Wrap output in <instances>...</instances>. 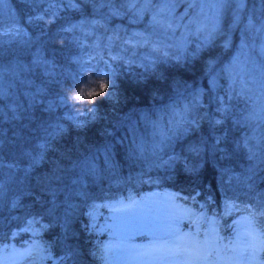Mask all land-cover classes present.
I'll return each mask as SVG.
<instances>
[{
    "label": "trees",
    "instance_id": "trees-1",
    "mask_svg": "<svg viewBox=\"0 0 264 264\" xmlns=\"http://www.w3.org/2000/svg\"><path fill=\"white\" fill-rule=\"evenodd\" d=\"M259 3L264 7V0H245L236 20L232 6L225 7L211 41L190 61L178 64L170 58L176 49L168 48L169 58L161 57L148 68L144 58H152L148 55L152 49L150 44L140 41L141 37H151L153 43L161 39L152 35V11L158 2L149 4L138 14L137 2L133 5L121 0L103 6L98 0H40L39 3L5 0L3 20L9 23L4 22V28L12 25L16 32L0 37V69H3L0 86L8 94L0 101V109L7 112L8 105L18 102L29 117L3 125L6 153L17 152L14 134L20 130L18 125H26V132L30 129L31 144L37 142L42 128L49 123L60 124L64 133L53 141L44 161L30 171L9 174L8 169L4 170L0 177V244L9 240L12 231L20 228L26 219L37 218L46 226L43 234L46 246L35 264H60L68 253L72 254L71 264H106L105 234L92 231L86 214L88 205L117 198L139 200L156 187L175 191L187 197L186 202L194 197L196 204L204 203L209 212L215 211L220 218L218 235L228 234L231 218L226 222L222 205L232 200L256 201L264 194V164L250 160L248 153L256 138L264 134V123L255 130L242 127L238 125L240 117H236V112H227L223 123L213 130L205 114L216 118L223 115L216 111L215 98H228L221 89V83L227 80L225 70L239 51L249 18L252 21L257 18L255 10ZM55 4L61 8L50 16L48 11ZM189 11L191 18L194 8ZM37 15L50 22L30 23L28 18ZM13 19L18 23L13 24ZM69 26H74L70 33H60L65 37L64 42L53 43L51 38ZM174 41L177 40L172 38L166 42ZM38 57L48 62L47 71L34 63ZM109 58L114 61L115 68L110 73H115L120 102L114 106L102 97L96 98L103 119L79 127L68 117L75 103L62 106L61 98L74 95L73 87L79 76L93 77L92 71ZM104 80L111 85V74ZM93 86L98 87L99 83L96 81ZM38 88L43 89L40 96L36 95ZM192 105L194 114L186 113L185 108ZM232 109L236 111L235 107ZM145 117L152 121L160 119L166 130L172 129L169 121L183 118L189 121L181 131H171L166 147L154 151L153 140L158 138L153 137L151 126L146 128ZM213 135L225 138L220 147L227 153L226 158H222L224 153L211 151L197 157L190 151L201 138L212 143ZM141 139L146 148L143 152L135 151ZM167 155L179 157L167 167L164 161ZM5 159L11 160L12 155L6 154ZM85 160L94 168L89 175H82L78 168L74 170L77 161ZM57 164L67 169L64 180L43 185L42 178L50 175ZM186 164L195 166L197 171H186ZM28 167L27 161L20 165L21 169ZM225 169L228 171L222 182Z\"/></svg>",
    "mask_w": 264,
    "mask_h": 264
},
{
    "label": "rangeland",
    "instance_id": "rangeland-1",
    "mask_svg": "<svg viewBox=\"0 0 264 264\" xmlns=\"http://www.w3.org/2000/svg\"><path fill=\"white\" fill-rule=\"evenodd\" d=\"M136 2L139 8L136 11L138 14L149 5L144 3V0H136ZM181 4L183 3L175 6L176 17L183 16L186 9L189 11L187 3L182 6ZM162 6L159 3L152 11V18ZM229 6H232L231 12L233 19L236 20L244 6L240 9L235 2ZM262 7L259 3L255 10L257 18L253 22L257 24L259 18L264 17V7ZM60 8L61 5L58 4L51 6L49 15L57 13ZM193 8L195 13L198 12L197 6ZM203 8L201 23L204 31L198 35L187 36L189 53L195 51L208 32L214 31L220 23L222 12L212 11L211 5L208 4L203 5ZM189 19L185 16L181 23H187ZM4 22L6 20H3ZM8 23L6 22L7 25ZM4 31L16 32L12 25L5 27ZM184 35V29L177 28L174 38L180 41ZM232 59V65L225 70L227 80L221 83L225 97L228 95L224 100L225 105L228 107V112H236L238 115L236 117H240L239 126H250L255 130V127H261L260 124L264 123V67L260 65L259 42L255 52L251 48L243 47L241 42L239 51ZM142 60L143 58L140 62H143ZM105 63L108 65L107 68ZM114 68L113 60L110 58L102 60L99 69L101 72H106V75L96 79L97 83L110 75ZM88 76L89 83L93 86L96 82L95 78L91 77V74ZM72 96L67 97L68 102H65V98L62 99V105L70 107L75 103L71 99ZM232 107H235L236 111ZM194 108L192 105L186 107L184 111L194 114ZM68 117L74 122L77 119L83 120V116L75 117L73 111L68 112ZM187 121H189L187 118L177 119L171 124L172 131H181ZM178 157V155H167L164 160L167 167ZM192 199L186 202V199L177 192L156 187L155 190L144 193L139 200L117 198L114 201L91 202L86 214L92 231L97 230L105 234L106 264H264L262 228L264 216L253 215L256 212L254 199L226 201L222 205V211L227 215L226 222L228 217L231 218L230 223L227 224L230 230L223 237L218 235L220 218L214 213L215 211L209 212V207L204 203L196 204ZM132 205L137 206V211L156 218L157 226L144 230L141 234H132L127 228L129 221L126 213L118 211ZM175 215L184 217L178 227L170 223L171 217ZM45 229L42 220L26 219L20 228L12 231L9 240L0 244V264H35L36 258L45 251L46 243L43 238ZM253 247L258 249L257 259H242ZM177 252L180 255H173Z\"/></svg>",
    "mask_w": 264,
    "mask_h": 264
},
{
    "label": "snow or ice",
    "instance_id": "snow-or-ice-1",
    "mask_svg": "<svg viewBox=\"0 0 264 264\" xmlns=\"http://www.w3.org/2000/svg\"><path fill=\"white\" fill-rule=\"evenodd\" d=\"M29 3H39L40 0H27ZM95 2V0H93ZM101 6L104 4H113L115 0H98ZM136 0H121V3H129L133 4ZM153 2L161 3L163 6L159 8L157 13L152 18L153 24V32L152 35L161 37V39L153 43L151 41V37H141V43L150 44L152 51L148 54L151 56V59L146 58V67L151 68L155 65L156 61L163 58H169L168 48H175L176 51L171 54V59H174L178 64H183L190 61L196 55L199 54L201 49L206 46L212 39L214 35V31L208 32L204 41L198 45L196 50L192 53L187 51L189 41L187 36L193 34H200L204 31V27L202 26V18L204 15L203 5H211V10L220 13L223 9L232 3H237L240 9L244 6V0H144V3L151 4ZM5 0H0V36L4 34H12L10 32L4 31L3 24V5ZM180 3H187L189 8H193L194 6L198 7V12L194 13L193 16L188 20L187 23H181L184 20L185 16H188V9L185 10L183 16L176 17L174 15L175 6ZM239 10V9H238ZM29 22L33 21H44L45 25L50 22L45 21L44 16L37 15L35 17H29ZM18 23L15 19H13V24ZM74 26H69L65 28H61L60 32L56 33L51 39L53 43L60 42L63 43L65 37L61 36V32H70L73 30ZM177 28L184 29V37L180 41H174L169 44L168 41L170 38L175 37V30ZM257 42H259V51L261 54L260 65L264 67V17L259 18V23H255L251 18L248 20V25L245 28V36L242 40V46L251 48L254 52L257 50ZM37 66H42L45 70H48V62L37 58L34 61ZM107 64L105 63V67L107 68ZM91 68V65H89ZM92 75L95 79H99L100 77L106 75V73L101 72L99 68H95L92 71ZM3 79V69H0V85H2ZM142 82V80L138 81ZM215 83V81H213ZM116 82H115V73H111V85H109L108 80H101L98 87L92 86L89 83V78L87 74H82L76 80L73 91L74 95L71 97L72 101L75 102V105L72 106V111L75 114V117H85L83 120H76L77 126L84 127L90 122H94L99 119H103V117L99 114L98 101L96 98L102 97L103 100H106L112 103L114 106L119 104L120 97L117 95L116 91ZM110 89V90H109ZM43 93V89H37V96H40ZM8 94L5 92L2 86H0V101L5 99ZM199 95H202L200 93ZM217 107L216 111L218 113H222L220 118H216L215 115L209 117L205 114V118L208 119L210 127L213 130L216 126L223 123L224 116L228 112V107L225 105L224 100L217 96L216 98ZM65 102H67V97H65ZM33 105L36 103V99L33 98ZM49 111H51V106H49ZM26 109L23 108L18 102L12 105H8V111L5 112L3 109H0V177L4 175V170L8 169L9 174L14 171L23 170L25 172L30 171L31 168L36 167L42 161H44L45 156L48 151L52 149L53 141L60 139V137L64 133L63 127L56 123H49L42 128V135L37 139L35 144H31L29 140L30 129L26 132V125H18L17 127L20 129L14 135L16 137L15 146L17 148V152L15 153H6L5 144H7L6 134L3 128L5 123L11 121H21L23 119H28L29 117L25 115ZM145 125L146 128L151 126L153 140V150L155 151L157 148H163L167 146L168 141L171 136L170 133L172 131L171 128L167 130L162 125L160 119L156 121H152L150 118L145 117ZM174 121H169V124H173ZM213 142L209 143V141L205 138H201V142L197 145H193L190 148V151L197 157H201L206 151H211L213 153H224V157L226 158L227 153L225 150L220 147V145L224 142V137L215 136L212 137ZM25 144H30V148H25ZM245 147H248L247 141L245 142ZM146 148L145 142L141 139L140 143L135 145V151L143 152ZM249 159L250 160H258L259 163L264 164V134L256 138V143L248 149ZM6 154L12 155L11 160H6ZM70 157V153L66 154ZM27 161L29 167L27 169H21L20 165L22 162ZM78 168L80 169V173L82 175H89L94 171V168L91 162L85 161H77L74 165V170ZM185 170L190 173H195L197 171L195 166L189 167L187 164L185 165ZM67 169H65L60 164H57L54 170L50 175L42 178L41 183L45 186H50L52 184H59L64 180V175ZM228 170H223L221 175V181L223 182L225 175ZM251 171V170H250ZM251 177H248L250 179ZM0 191H2V183H0ZM194 198V197H193ZM185 199H188L187 197ZM256 212L253 215L264 216V194L256 200L255 203ZM118 211H123L126 213L128 218L127 228L132 234H141L144 230H150L157 226L156 218L152 217L150 214H144L137 211V206L132 205L127 209H121ZM184 219L181 215H175L171 217L170 223L179 226L181 220ZM258 249L253 247L251 252L248 255L242 257L244 260L248 259H257ZM71 253H68L63 257L60 261V264H71ZM173 255H180V253H173Z\"/></svg>",
    "mask_w": 264,
    "mask_h": 264
},
{
    "label": "bare ground",
    "instance_id": "bare-ground-1",
    "mask_svg": "<svg viewBox=\"0 0 264 264\" xmlns=\"http://www.w3.org/2000/svg\"><path fill=\"white\" fill-rule=\"evenodd\" d=\"M47 16H48V15H47ZM51 16H52V15H51ZM55 16H56V15H55ZM48 18H49V17H48ZM57 18H58V17H57ZM41 23H42V22H41ZM92 23H93V22H92ZM61 26H62V25H61ZM59 28H61V27H59ZM39 30H40V29H39ZM36 31H37V30H36ZM26 33H27V32H26ZM61 33H62V32H61ZM66 33H67V32H66ZM69 33H70V32H69ZM23 34H24V33H23ZM26 38H27V37H26ZM108 72H109V71H108ZM104 73H106V72H104ZM93 78H94V77H93ZM108 80H109V79H108ZM97 81H98V80H97ZM109 83H110V82H109ZM61 99H63V98H61ZM68 100H69V99H68ZM67 102H68V101H67ZM62 104H63V103H62ZM62 104H61V105H62ZM62 106H63V105H62ZM62 106H61V107H62ZM65 108H66V107H65ZM177 115H178V114H177ZM177 115H176V116H177ZM135 126H136V125H135ZM32 182H33V181H32ZM27 183H28V182H27ZM34 184H35V181H34ZM24 185H25V183H24ZM28 185H29V184H28ZM31 185H32V184H31ZM31 185H30V186H31ZM24 188H25V186H24ZM28 188H29V187H28ZM35 188H36V187H35ZM35 188H34V190H35ZM32 191H33V190H32ZM261 191H262V190H261ZM32 194H33V193H32ZM1 244H2V243H1ZM43 246H44V245H43Z\"/></svg>",
    "mask_w": 264,
    "mask_h": 264
}]
</instances>
